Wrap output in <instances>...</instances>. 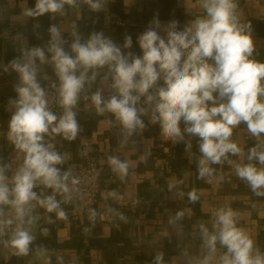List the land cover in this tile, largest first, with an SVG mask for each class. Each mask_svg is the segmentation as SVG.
<instances>
[{"label": "crops", "instance_id": "obj_1", "mask_svg": "<svg viewBox=\"0 0 264 264\" xmlns=\"http://www.w3.org/2000/svg\"><path fill=\"white\" fill-rule=\"evenodd\" d=\"M110 1L92 0V3L100 5L99 9L93 10L87 0H74L72 5L64 4L62 12L30 17L24 14L25 10L34 9L36 0H0V168L4 169L10 188L12 177L23 164L24 153L17 150L8 139L10 118L15 112L10 101L18 98L15 88L20 78L6 64V58L12 53H20L23 62L25 51L49 47V29L52 26L58 29L61 39L65 41L64 50H70L76 38L73 33L84 43L104 23L101 33L112 41L117 33L118 19H123L131 26L138 24V11L143 8L145 0H113L112 5ZM170 1L167 16L158 19L161 28L156 29L165 39L163 27L171 22L176 21V30L183 31L195 20L206 17L201 7L202 0ZM234 2L237 5V19L253 40L254 51L250 59L264 63V36L257 32L264 21V0ZM144 27L145 30L131 38L130 48L123 50V41L121 50L125 54L130 52L136 57H142L138 38L150 27H154L153 20L146 22ZM51 55L45 54L47 66L36 73L39 84L45 78L58 79ZM80 71L83 69H78L76 74L79 75ZM93 72L96 73L95 80L85 81L77 105L73 108L79 125L76 139L80 143L84 139L94 143L97 148L95 158L102 169L103 185L94 209L93 225L84 231L83 241L74 242L72 215L77 209L60 206L59 210H63L66 217L60 219L57 212H47L36 201H32L29 207L34 222L27 224L29 217L26 216L24 224L34 237L29 254L14 255V250L6 246L10 238L0 239V264H156L155 258L159 253H163L162 264H204L209 248L201 225L210 234L213 233V214L221 208H231L237 213V226L244 229L253 240L254 248L264 256V195L250 192L249 184L236 175L237 164L249 163V151L245 153L248 139L250 149L261 145L258 150H264V134L253 136L243 122L236 126L230 139L241 149V153H229L220 164L208 162L207 166L213 170V174L201 178L196 170L203 158L199 151L200 139L184 132L183 121L180 123L183 139H165L159 123L151 122L155 102L149 105L145 103L146 96H142L137 108L147 110L146 114L140 116L145 127L129 134L118 124L119 121L112 113L99 114L91 99L97 91L101 92L104 100L118 95L111 87L114 73L105 66L90 69L87 76L91 78ZM163 86L161 79L149 89L148 94L155 96L157 88ZM209 106H212L211 102ZM186 138L192 142L196 138L195 146L185 148L182 156L187 159V163L177 169L173 146ZM44 143L53 145V149L63 157V163L56 166L61 174L66 169V163L79 156L80 145H73L71 140L64 139L62 135H45ZM157 146L160 147L159 154L155 149ZM111 157L128 163V174L125 177L121 178L113 171L109 164ZM251 162L258 168L264 167L258 161ZM224 165L228 167L224 169ZM181 188L195 189L198 199L188 203ZM237 188L240 191H234ZM33 191L41 199L54 196L57 202L61 195L39 183ZM177 213L182 215L178 217ZM17 223L14 214V229ZM72 242L73 246L67 245ZM216 246V251L222 254L227 252L219 241Z\"/></svg>", "mask_w": 264, "mask_h": 264}, {"label": "clouds", "instance_id": "obj_2", "mask_svg": "<svg viewBox=\"0 0 264 264\" xmlns=\"http://www.w3.org/2000/svg\"><path fill=\"white\" fill-rule=\"evenodd\" d=\"M87 2L93 10L100 7L92 0ZM73 3L74 0H36L35 8L25 10L24 14L38 17L62 12L64 4ZM201 7L206 17L195 20L183 31L176 30V21L164 26L166 39L158 34L156 29L161 25L154 19V27L138 38L142 57L130 52L125 54L103 33L92 34L84 43L73 33L76 38L70 45L71 53H74L71 55L64 50L65 41L60 32L52 26L48 52L52 54L51 63L60 81V105L64 112L59 119L48 110L44 90L36 80L35 61L46 62L44 50L37 47L25 51L23 62L16 59L10 63L11 69L19 74L20 83L15 88L18 98L10 101L15 112L10 118L8 139L24 153V159L12 177L11 188L6 182L8 178L4 169L0 168V206H10L18 222L6 243L14 250V255L27 256L34 240L24 227L26 216L29 217L27 224L34 222L29 207L32 201L47 212H57L58 218H66L54 196L41 199L33 189L39 183L55 193L69 191L65 183L69 173L61 174L56 167L63 163V157L53 145L44 143V137L76 138L79 125L73 108L85 81L96 78L95 72L91 78L87 76L90 69L107 66L114 73L111 87L118 95L104 100L97 91L91 99L99 114L112 113L129 134L145 127L140 116L147 110L137 108L142 96H146L145 103L149 105L155 102L151 122L159 123L165 139L182 140L180 123L183 121L184 132L200 139L201 178L213 174L208 162L220 164L229 153H241L230 139L236 126L243 122L253 136L264 134V63L250 59L254 44L235 15L237 5L234 0H202ZM131 45V37H126L124 48ZM78 69H83L79 75L76 74ZM161 79L164 86L157 88L155 96L148 94ZM188 148H191L190 144ZM260 148L261 145H257L249 150V163L236 165V175L245 180L256 195H264L261 191L264 189V167L258 168L251 162L255 160L264 165V150H258ZM109 164L121 178L128 174L127 162L111 157ZM76 182L72 181L73 184ZM189 197L193 202L198 199L195 191L189 193ZM3 215L0 207V217ZM181 215L177 213L178 217ZM213 215L215 231L210 234L204 225L201 230L211 253L216 252L217 241L227 249L220 264H264V256L254 248L253 240L237 226V213L231 208H221ZM13 222V219H0V235ZM155 259L156 264H162L163 253L157 254Z\"/></svg>", "mask_w": 264, "mask_h": 264}, {"label": "built area", "instance_id": "obj_3", "mask_svg": "<svg viewBox=\"0 0 264 264\" xmlns=\"http://www.w3.org/2000/svg\"><path fill=\"white\" fill-rule=\"evenodd\" d=\"M125 24L126 22L123 19H118V26H124ZM39 85L44 90L48 110L57 115L59 119L64 112L63 107L60 105L59 78L53 80L45 78ZM96 150V146L90 139L82 140L79 158L69 160L63 172L69 173V178L65 182L69 191L61 193L58 204L59 207L66 205L77 209L72 215L75 227L83 225L84 220H92L94 218V209L103 185L102 169L95 158ZM73 180L77 182L73 184ZM0 207L4 211V215L0 219H13L14 221V210L7 205ZM13 230L14 222L11 227L5 229L4 234L0 235V239L11 238ZM223 255H219L216 252L211 253L209 250L206 254L207 264H220V258Z\"/></svg>", "mask_w": 264, "mask_h": 264}, {"label": "trees", "instance_id": "obj_4", "mask_svg": "<svg viewBox=\"0 0 264 264\" xmlns=\"http://www.w3.org/2000/svg\"><path fill=\"white\" fill-rule=\"evenodd\" d=\"M114 2L113 0L110 1V5H112ZM171 6V1L170 0H157L155 2H149L148 0H145V3L143 5V8L141 10L138 11V24L136 26H131L129 24H125L124 26H117L116 27V36L112 38V42L114 44H116L118 47L121 48V46L123 45V41L125 40L126 37H131L134 38L138 32L145 30V23L146 22H152V20H158L160 18H164L167 16V10L169 9V7ZM104 24V23H103ZM102 23L97 27V33H101L103 30V25ZM257 32L261 35L264 36V21L261 22V24L259 25V27L257 28ZM123 50H124V46H122ZM71 50V49H70ZM70 50H65L68 53H71ZM44 52L45 54H51L48 52V47L45 46L44 48ZM74 55V53H72ZM22 55L20 53H15V54H11L6 58V64L8 66H10V63L13 60L19 59L21 60ZM36 64L37 67V71H40L41 68H45L47 66L46 63H41L40 61H38ZM119 125H121V123H118ZM196 140V138H195ZM194 140V141H195ZM73 142V145H80L81 143L79 140H77L76 138L74 140H71ZM190 141V139H184L182 142L177 143L175 146H173L174 149V153L176 156V161H175V167L178 169L181 166L185 165L187 163V159L182 156L184 150L186 147H188V145L190 144L191 147L195 146V142ZM163 142V141H162ZM163 143L165 144H169L168 142L164 141ZM250 139H248V143H247V148L245 150V153L247 151L250 150ZM157 150V154H159L160 151V147H156L155 148ZM79 158V156L77 157ZM174 163V162H173ZM191 165L195 168L196 165L194 163H191ZM228 167V165H224V169H226ZM198 171V176H199V169H196ZM240 187V185H239ZM182 191H184L185 193V197L187 199V202L190 203V197H189V193L195 191L197 194V191L195 189H189V190H183V188H181ZM234 191H240L239 188L235 189ZM250 192H252L254 194V192L251 190H249ZM198 196V195H197ZM56 225H59L60 223H55ZM93 225V219L92 220H84L83 225H81L80 227H75L74 223H73V230L75 231V238H74V242L75 241H83L84 236L83 233L85 230H88L92 227ZM96 228V227H95ZM53 230H55V227H53ZM74 242H72L71 244H67L69 246H73ZM217 249V246H216ZM217 254L221 255L222 253L216 251Z\"/></svg>", "mask_w": 264, "mask_h": 264}]
</instances>
